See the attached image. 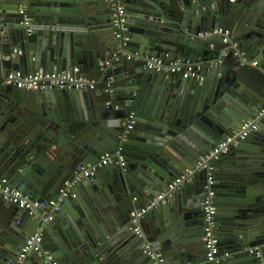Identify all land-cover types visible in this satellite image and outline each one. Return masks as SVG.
<instances>
[{"label": "water", "instance_id": "water-1", "mask_svg": "<svg viewBox=\"0 0 264 264\" xmlns=\"http://www.w3.org/2000/svg\"><path fill=\"white\" fill-rule=\"evenodd\" d=\"M121 1L126 45L109 0L0 1V178L40 203L23 208L0 195V264H15L36 233L59 264H153L147 240L169 264H259L248 248L259 246L264 258V115L213 161L219 261L208 259V170L197 165L264 108V0ZM220 27L231 31L227 43L212 33ZM151 57L196 64L203 78L148 70ZM76 66L96 88L39 91L7 82L11 71ZM130 112L136 123L126 132ZM120 143L123 163L116 157L81 178L77 195L47 220L62 182ZM188 171L165 201L134 220L133 211ZM43 251L25 263L45 264Z\"/></svg>", "mask_w": 264, "mask_h": 264}, {"label": "built area", "instance_id": "built-area-1", "mask_svg": "<svg viewBox=\"0 0 264 264\" xmlns=\"http://www.w3.org/2000/svg\"><path fill=\"white\" fill-rule=\"evenodd\" d=\"M1 1V0H0ZM113 5V25L116 28L117 37L122 39L124 45L130 40L128 35L129 27L128 17L126 14V7L121 0H109ZM18 12L23 15V23L26 26H30L31 21L27 15V7L25 4L19 6ZM1 19V16H0ZM31 31V28H27ZM213 34L220 33L224 35L223 42H228L231 31L227 28H216L212 31ZM202 34V33H199ZM128 55V58H131ZM254 64L257 62L254 61ZM145 68L154 72H164L169 74H179L183 78H194L202 79L200 74V67L191 62H184L180 59L165 61L159 57H151L145 64ZM79 67H74L73 71H64L53 73H44L43 71H35L28 74H22L20 71H11L7 75L8 83H15L19 88H30L39 91L45 90H73V89H94L97 83L94 79L86 78L85 76L78 74ZM264 115V108L261 109L259 114L252 120L244 121L238 130H235L231 135L222 138L215 145L213 150L206 156L203 162L199 163L197 167L199 169L205 168L208 170L207 180L205 183V196L203 202L204 216H205V226H204V240L206 248L208 249V259L211 261H219L221 256H219L220 240L217 236L218 222L216 219V183L217 178L215 175V164L214 160L218 159L222 154L227 153L231 146L235 144L239 139H243L248 136L250 131L258 126V120L260 116ZM136 123V114L130 112L128 118L123 122V126L126 128V132L133 129ZM126 139L125 136L122 137V141ZM124 150L123 144L120 143L115 151L105 152L100 156L98 163L87 164L81 167V169L76 172L75 177L65 179L57 193L56 198H51L49 200L50 208L44 210V214L47 215V220H53L56 213L61 209L62 202L68 197H75L77 195V184L81 178L86 176H91L96 174L101 167L109 164L114 158L118 157L119 161L123 163L124 156L122 152ZM192 171H188L182 175L176 176L159 196L148 204L145 208L136 210L132 212V216L135 221H138L149 208L153 205L158 204L160 200L164 201L166 196L175 190L179 185H181L186 179L191 175ZM0 195L5 199L12 201L13 203L23 207V208H33L40 205L38 201L33 198L32 194L23 191L20 188H16L10 184L9 178L7 176L0 178ZM135 232L140 234V227H135ZM42 235L36 233L30 236L23 247L21 248L17 262L15 264H26L25 260L27 255L31 251H43L42 248ZM148 256L150 257L153 264H169L166 262L165 257L157 250L152 240H147L144 244ZM249 253L259 258V264H264V258L262 250L259 246L249 247ZM45 254V264H59V262L52 257L51 253L47 250L43 251Z\"/></svg>", "mask_w": 264, "mask_h": 264}, {"label": "crops", "instance_id": "crops-1", "mask_svg": "<svg viewBox=\"0 0 264 264\" xmlns=\"http://www.w3.org/2000/svg\"><path fill=\"white\" fill-rule=\"evenodd\" d=\"M136 53L139 54L138 51H137ZM129 60H130V61H134L133 57L129 58ZM176 60H177V59H176ZM144 66H145V65H144ZM181 77H182L181 75L178 76V78H181ZM114 159H115V158H114ZM114 159H113V160H114ZM123 160H124V159H123ZM111 162H113V161H111ZM111 162H110V163H111ZM216 178H217V176H216ZM218 181H219V180L217 179V182H218ZM164 201H165V200H164ZM175 220H177V219H175Z\"/></svg>", "mask_w": 264, "mask_h": 264}, {"label": "clouds", "instance_id": "clouds-1", "mask_svg": "<svg viewBox=\"0 0 264 264\" xmlns=\"http://www.w3.org/2000/svg\"><path fill=\"white\" fill-rule=\"evenodd\" d=\"M216 167V166H215ZM215 175H216V173H215ZM217 187V186H216ZM77 192V191H76Z\"/></svg>", "mask_w": 264, "mask_h": 264}, {"label": "flooded vegetation", "instance_id": "flooded-vegetation-1", "mask_svg": "<svg viewBox=\"0 0 264 264\" xmlns=\"http://www.w3.org/2000/svg\"><path fill=\"white\" fill-rule=\"evenodd\" d=\"M216 189H217V187H216ZM217 191H218V189H217Z\"/></svg>", "mask_w": 264, "mask_h": 264}]
</instances>
